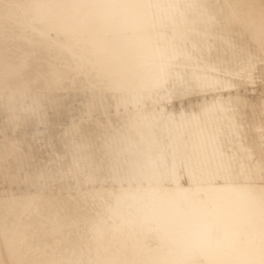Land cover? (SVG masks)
Listing matches in <instances>:
<instances>
[{"label": "bare ground", "instance_id": "obj_1", "mask_svg": "<svg viewBox=\"0 0 264 264\" xmlns=\"http://www.w3.org/2000/svg\"><path fill=\"white\" fill-rule=\"evenodd\" d=\"M0 264H264V0H0Z\"/></svg>", "mask_w": 264, "mask_h": 264}]
</instances>
